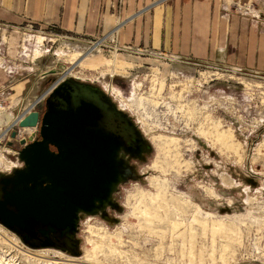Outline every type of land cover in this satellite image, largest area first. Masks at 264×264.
<instances>
[{
	"label": "rangeland",
	"instance_id": "obj_1",
	"mask_svg": "<svg viewBox=\"0 0 264 264\" xmlns=\"http://www.w3.org/2000/svg\"><path fill=\"white\" fill-rule=\"evenodd\" d=\"M248 3L234 2L233 13L250 17ZM37 35L44 40L33 56ZM112 44L83 43L33 24L0 25V117L12 118L0 126V172L18 164L19 140L36 128H19L15 120L40 109L55 82L109 81L130 102L122 107L115 99L152 149L137 163L140 177L120 187L117 220L87 215L77 231L80 255L61 254L78 264H264V69L152 49L135 58ZM72 52L81 54L74 64L67 59ZM49 70L56 72L46 75ZM0 233V253L18 261L28 262L22 250L51 251L12 245L6 237L16 235L2 225Z\"/></svg>",
	"mask_w": 264,
	"mask_h": 264
},
{
	"label": "water",
	"instance_id": "obj_2",
	"mask_svg": "<svg viewBox=\"0 0 264 264\" xmlns=\"http://www.w3.org/2000/svg\"><path fill=\"white\" fill-rule=\"evenodd\" d=\"M38 121L41 139L19 141L24 166L0 172V225L26 247L78 256L80 218L99 215L111 221L107 207L121 211L113 195L120 184L140 177L126 155L143 162L151 143L110 96L72 76L53 84L41 115L29 111L14 123L25 128ZM16 135L12 129L11 138Z\"/></svg>",
	"mask_w": 264,
	"mask_h": 264
},
{
	"label": "crops",
	"instance_id": "obj_3",
	"mask_svg": "<svg viewBox=\"0 0 264 264\" xmlns=\"http://www.w3.org/2000/svg\"><path fill=\"white\" fill-rule=\"evenodd\" d=\"M236 1L0 0V25L33 24L83 43L113 42L135 58L152 49L263 70L264 0H249L251 16L242 18L233 13Z\"/></svg>",
	"mask_w": 264,
	"mask_h": 264
},
{
	"label": "bare ground",
	"instance_id": "obj_4",
	"mask_svg": "<svg viewBox=\"0 0 264 264\" xmlns=\"http://www.w3.org/2000/svg\"><path fill=\"white\" fill-rule=\"evenodd\" d=\"M243 5V4H242ZM42 37L39 35H37L36 36V38H35V40H34V43H33V47H32V49H31V53L33 54V56H36V55H38L39 53H41V50H39V48L41 47V44H42ZM44 40V39H43ZM49 46H50V44H49ZM97 46V45H96ZM26 48V46L25 45H23V48ZM48 49V48H47ZM58 50V49H57ZM26 51V50H25ZM45 51V50H44ZM68 51V50H67ZM71 52V51H70ZM30 53V54H31ZM44 53V52H43ZM59 55H61V57H62V55H64L65 53L63 52V51H60L59 53H58ZM77 55H81L80 53H78V52H72V53H70V54H67V59L70 61V62H72L73 64H74V62H73V59L74 58H76L77 57ZM83 56H85V55H83ZM68 62V61H67ZM81 62V61H80ZM82 62H83V60H82ZM106 64L107 65H109L110 66V69H109V72H110V74L112 75V74H115L114 73V68L111 66V64H110V62H106ZM112 65H113V63H112ZM92 66V65H91ZM2 67H3V70L6 72V74H8L11 70H10V68H9V66L7 67L6 65H3L2 64ZM70 68H68L67 70H69ZM66 70V69H65ZM68 72V71H67ZM63 74H65V72L63 73ZM150 74V73H149ZM103 83H101L100 85H101V87H103L104 89H105V91H107L108 93H110L111 95H112V97L114 98V99H117L120 103H121V105H122V107L125 105H127L128 107H130V102L128 101V100H126L125 98H122V95H120V92H119V90H118V88L117 87H115L111 82H109V81H107V82H105V81H102ZM138 82V81H137ZM137 82H134L133 83V85L135 86V84H137L136 86H138V83ZM136 86H135V88H136ZM140 86V85H139ZM134 88V87H133ZM135 90V89H134ZM136 93V92H135ZM137 93H138V91H137ZM132 95H134V94H132ZM148 95V94H147ZM134 96H132V98H133ZM129 100H131V97L129 98ZM38 100L36 99L35 101H34V103H33V105L32 106H34L35 104H36V102H37ZM126 106V107H127ZM32 108H29L28 109V111H26V113L25 114H27L29 111H32L31 110ZM133 110V109H132ZM25 114H23V115H20V116H18L17 117V119L18 118H20V117H22V116H24ZM16 119V120H17ZM15 120V121H16ZM12 122V118H11V115L10 114H6L3 118L2 117H0V126H6V125H9L10 123ZM3 124V125H2ZM15 124V123H14ZM15 126H16V124H15ZM36 127V126H35ZM35 127H25V128H28V129H30V128H35ZM17 130V129H16ZM167 143H171V141H168ZM2 230V229H1ZM10 232V231H9ZM1 234V233H0ZM4 235L6 234V232H4L3 233ZM3 235V236H4ZM7 235V234H6ZM15 235V234H14ZM14 237V238H13ZM13 237H11V236H7L6 238L9 240V242L10 243H12V245L13 244H15V243H17V241H19V239L16 237V236H13ZM3 238H5V237H3ZM7 240V241H8ZM11 240L13 241V242H11ZM17 240V241H16ZM20 242V241H19ZM18 244V243H17ZM17 244H15L16 246H17ZM18 247H20V248H22L19 244H18ZM26 248H28V247H26ZM37 249V248H36ZM38 249H44V248H38ZM49 249H51V251H47V252H40V253H33V252H29L28 250H22L21 251V253L23 254V255H25L26 256V258L28 259V262L27 263H24V261H18V257L16 258V257H14L13 255H11V254H6L5 255V253L2 251L1 253H0V264H78V263H75L76 261H80V259L79 258H74V257H72V256H67V255H62L61 254V252H60V250H58V249H55V248H49ZM21 250V249H20ZM58 250V251H57ZM20 256V255H19ZM84 257H86L85 255H84ZM67 259L68 261H64V260H61V259ZM83 260V259H82ZM96 260V259H95ZM69 261H71V262H69ZM73 261V262H72ZM83 262H86V264L87 263H91V264H96L98 261H94V260H91L90 262H89V259H84L83 260ZM102 264V263H101ZM103 264H106V263H103Z\"/></svg>",
	"mask_w": 264,
	"mask_h": 264
},
{
	"label": "flooded vegetation",
	"instance_id": "obj_5",
	"mask_svg": "<svg viewBox=\"0 0 264 264\" xmlns=\"http://www.w3.org/2000/svg\"><path fill=\"white\" fill-rule=\"evenodd\" d=\"M73 78H76V77H73ZM78 79V78H77ZM81 80V79H80ZM81 81H84V80H81ZM84 82H88V83H91V84H94V85H97L103 92H105L108 96H110V98L112 99V101L116 104V107L117 109L119 110H122V111H125L124 109H121L119 106H118V103L115 101V99L112 97V95L110 93H108L107 91H105V89L100 86V84H95V82H90V81H84ZM50 91L43 97V103H42V106L40 109H38L37 111L39 112V114L41 115L43 112H44V109H45V99L46 97L49 95ZM127 112V111H125ZM128 113V112H127ZM129 116H131L130 113H128ZM132 117V116H131ZM132 119L134 120V122L137 124V126L139 127L138 123L135 121V119L132 117ZM40 121V120H39ZM37 122V125H36V128L35 130L32 131L31 135L29 136H26L25 138V143H28V142H31L32 140H40L41 139V136H40V122ZM32 137V139L30 140L29 137ZM20 141V140H19ZM21 145V144H20ZM22 147V145L20 147L17 148V152H16V158L18 159V150ZM50 149L53 150V151H56L55 147L54 146H50ZM146 156V154H144ZM127 159L129 160V164L130 165H133L135 166L136 170L138 171L139 173V169L137 168V163L138 162H142L140 161L139 159L137 158H133V157H130L128 154L126 155ZM24 166L23 162L20 161L18 159V164H16L15 166H13V168L9 169L8 171H5L3 173L5 174H11L13 169L14 168H22ZM122 184L119 185L118 187V192L120 191V187H121ZM118 192H116L114 195H113V198L114 200L116 201L117 200V194ZM117 202V201H116ZM118 203V202H117ZM119 204V203H118ZM114 211H117L116 208H110V207H107L105 213L107 215L108 218H111V220H114L116 218V216L114 215ZM86 216H84L83 218H80L79 220V224L80 222L85 218ZM59 250V249H58ZM61 251V250H60ZM64 252V251H62ZM65 253H69V252H65ZM70 254V253H69Z\"/></svg>",
	"mask_w": 264,
	"mask_h": 264
},
{
	"label": "built area",
	"instance_id": "obj_6",
	"mask_svg": "<svg viewBox=\"0 0 264 264\" xmlns=\"http://www.w3.org/2000/svg\"><path fill=\"white\" fill-rule=\"evenodd\" d=\"M21 115H23V113H22ZM19 116H20V115H19Z\"/></svg>",
	"mask_w": 264,
	"mask_h": 264
}]
</instances>
